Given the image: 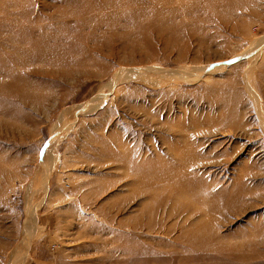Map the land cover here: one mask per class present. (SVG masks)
I'll return each mask as SVG.
<instances>
[{
	"label": "rangeland",
	"instance_id": "rangeland-1",
	"mask_svg": "<svg viewBox=\"0 0 264 264\" xmlns=\"http://www.w3.org/2000/svg\"><path fill=\"white\" fill-rule=\"evenodd\" d=\"M0 264H264V0H0Z\"/></svg>",
	"mask_w": 264,
	"mask_h": 264
},
{
	"label": "built area",
	"instance_id": "built-area-1",
	"mask_svg": "<svg viewBox=\"0 0 264 264\" xmlns=\"http://www.w3.org/2000/svg\"><path fill=\"white\" fill-rule=\"evenodd\" d=\"M56 246H57V245L54 244V245H53V248H56Z\"/></svg>",
	"mask_w": 264,
	"mask_h": 264
}]
</instances>
